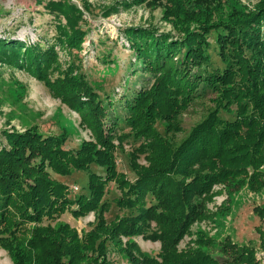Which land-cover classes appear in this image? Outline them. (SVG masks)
Here are the masks:
<instances>
[{
  "label": "trees",
  "instance_id": "16d2710c",
  "mask_svg": "<svg viewBox=\"0 0 264 264\" xmlns=\"http://www.w3.org/2000/svg\"><path fill=\"white\" fill-rule=\"evenodd\" d=\"M219 1L227 0H154L162 2L164 17L179 33L176 39L151 28L124 30L136 65L154 81L124 99L126 114L121 120L112 116L117 103L109 95L102 98L73 63L54 82L47 78L58 61L57 47L69 56L84 42L88 31L76 6L67 1L46 5L66 21L65 26L59 23L56 42L46 50L37 42L0 40V63L23 67L45 81L81 116L92 135V141L81 142L77 149L66 148L70 137L65 130L42 134L32 127L6 136L8 149L0 147V247L13 264H107L108 243L117 246L121 236L137 235L160 241L161 249L150 257L127 242L120 250L130 264H259L253 248L230 239L220 243L219 256L204 249L214 241L202 234L194 241L196 248L178 249L192 225L208 217L207 204L216 185L230 191L245 186L264 191V0L252 9L234 6L226 14L217 10ZM212 32L217 34L222 67L208 72L205 49ZM199 85L201 93H213V107L176 145L158 133L156 124L164 121L166 133L178 132L177 117L197 95ZM222 111L233 113L234 120H223ZM119 121L131 128L135 139L144 141L132 155L134 182L117 171L114 138ZM137 153L146 155L147 166L135 162ZM92 166L104 175L92 171ZM79 172L87 174L86 187L71 197L67 184L56 177ZM110 182L121 193L116 207L134 213L106 223L103 213L108 206L103 198ZM147 196L154 201L148 207ZM67 211L74 218L96 213L97 224L81 236L67 224L53 225ZM254 211L264 222V208ZM152 223L156 229H151ZM257 230L264 247V231Z\"/></svg>",
  "mask_w": 264,
  "mask_h": 264
},
{
  "label": "rangeland",
  "instance_id": "374dc122",
  "mask_svg": "<svg viewBox=\"0 0 264 264\" xmlns=\"http://www.w3.org/2000/svg\"><path fill=\"white\" fill-rule=\"evenodd\" d=\"M69 2L76 6L82 13L86 23L87 34L79 51H73L68 56L67 51L56 48L57 64L52 65L48 80L54 82L66 71L69 63H73L81 74L89 78L88 81L103 96L109 95L117 103L116 118H124L126 111L124 99H131L134 94L152 85L154 77L151 73L136 65L137 58L129 49L124 30L129 28H151L158 33H171L176 39L178 31L171 20L164 17V9L154 0H145L136 4L131 0H0V40L10 39L25 43H38L43 50L55 44L57 26L66 25L63 17L51 14L46 5L49 2ZM218 1V0H217ZM156 2V1H155ZM217 10L221 14L228 13L234 6L252 9L260 0H227L219 1ZM110 14L105 15L106 12ZM217 34L212 32L208 36L209 46L205 54L210 60L206 66L207 71L221 68L216 44ZM183 52V50H182ZM58 66V67H56ZM136 70L133 71L132 69ZM203 68V67H202ZM202 85L198 86L188 106L177 117L178 132L166 133L164 121H158L156 130L162 136L172 139L178 145L191 129L203 121L212 109L213 93H201ZM235 109V108H234ZM233 109V110H234ZM220 116L225 121H233L234 114L224 111ZM32 127L38 128L42 134H61L65 130L69 134L68 149H77L81 142L92 141L90 130L81 122V116L70 107L66 106L59 97L55 96L43 80L37 79L18 65L10 66L0 63V147L8 149L7 135L23 133ZM131 134L123 140L119 136ZM117 137L114 142L117 146L115 158L117 171L124 174L131 182L135 176L131 170L132 155L144 142L135 139L131 128L119 121L116 130ZM0 148V149H1ZM146 155L137 153L136 163L147 166ZM92 171L103 174V170L92 166ZM104 175V174H103ZM87 174L75 173L68 178L56 177L67 184L71 197L78 196L86 187ZM215 195L207 204V218L195 222L190 234L179 243L180 251L187 248H196L194 241L202 234L214 241L210 247L204 248L214 256H219L218 248L225 239H230L239 246L253 248L257 252L259 264H264V247L261 245L258 228L264 231V222L255 214L256 207L264 208V191L253 192L247 186L240 190L230 191L223 185L213 188ZM120 191L113 182L106 186L103 203L108 209L103 213L106 223L113 222L116 217L130 216L127 210H119L115 199L120 196ZM154 203L150 196L146 198L147 207ZM67 224L75 229L81 236L90 231L97 224V214L89 212L86 216L74 218L67 211L53 224L55 226ZM151 229H156V224H151ZM127 242L134 243L142 253L153 257L161 249L160 241H152L142 235L120 237V244H107V264H130L125 253ZM115 244V243H114ZM0 264H13L8 254L0 247Z\"/></svg>",
  "mask_w": 264,
  "mask_h": 264
}]
</instances>
